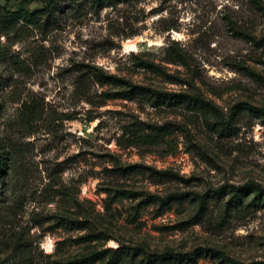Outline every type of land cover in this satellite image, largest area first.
Instances as JSON below:
<instances>
[{"label":"rangeland","instance_id":"1","mask_svg":"<svg viewBox=\"0 0 264 264\" xmlns=\"http://www.w3.org/2000/svg\"><path fill=\"white\" fill-rule=\"evenodd\" d=\"M58 1L0 21V264H264V0Z\"/></svg>","mask_w":264,"mask_h":264},{"label":"trees","instance_id":"2","mask_svg":"<svg viewBox=\"0 0 264 264\" xmlns=\"http://www.w3.org/2000/svg\"><path fill=\"white\" fill-rule=\"evenodd\" d=\"M42 1L44 5L40 8L34 9L33 11H27L23 8H18L16 10L2 12L0 14V21L5 23H10L15 19L21 18L29 22H34L39 19L41 11H46V13L48 14L50 11L52 12L59 4L58 0H42Z\"/></svg>","mask_w":264,"mask_h":264}]
</instances>
